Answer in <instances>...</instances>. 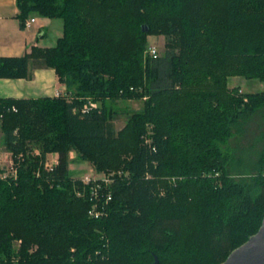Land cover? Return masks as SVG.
Here are the masks:
<instances>
[{
    "label": "trees",
    "instance_id": "1",
    "mask_svg": "<svg viewBox=\"0 0 264 264\" xmlns=\"http://www.w3.org/2000/svg\"><path fill=\"white\" fill-rule=\"evenodd\" d=\"M17 7L22 29L34 14L61 19L63 34L53 47L0 57V79L49 68L67 91L0 98L1 143L11 154L0 167V264H221L259 231L264 154L256 175L237 180L224 148L264 112V92L229 85L264 82V0ZM149 36L166 38L163 55L148 54ZM134 100L143 108L117 130L113 105ZM74 161L109 179L104 217L89 215L93 186L71 176Z\"/></svg>",
    "mask_w": 264,
    "mask_h": 264
},
{
    "label": "crops",
    "instance_id": "2",
    "mask_svg": "<svg viewBox=\"0 0 264 264\" xmlns=\"http://www.w3.org/2000/svg\"><path fill=\"white\" fill-rule=\"evenodd\" d=\"M18 13L17 0H0V57H19L29 52L33 46L48 47L42 42L51 29H55L59 37L63 34L62 23L41 15H36L37 22L33 27L22 29L17 19ZM66 91L65 84L60 82L55 70L49 68L30 67V77L27 79H0V98H53ZM10 155L3 151L0 143V167L10 162ZM47 158L48 165L54 166L58 161V154H49ZM75 158L76 153L72 152L71 159ZM92 171V167L85 162L74 161L70 164V173L74 178H83Z\"/></svg>",
    "mask_w": 264,
    "mask_h": 264
},
{
    "label": "rangeland",
    "instance_id": "3",
    "mask_svg": "<svg viewBox=\"0 0 264 264\" xmlns=\"http://www.w3.org/2000/svg\"><path fill=\"white\" fill-rule=\"evenodd\" d=\"M63 24L61 19H56ZM60 36V35H59ZM55 29H51L47 37L43 38V44L53 47L57 43L58 37ZM149 47H157L158 55H163L166 50V38L164 36H149ZM230 87H239L244 93L264 92V82L258 79H247L241 77L230 78ZM120 110V116L115 121L116 129L123 128L128 120V113L141 110L144 106L143 100L119 101L113 105ZM263 111L255 113L238 131L234 130V135L226 144L224 150L231 158V174L239 180L240 172L252 173L256 175L259 160L264 154V115ZM2 131L0 128V143ZM2 146V143H1ZM3 151H6L2 146ZM11 161V156H10ZM8 165V164H7ZM74 175V173H72ZM90 174V173H89ZM76 176V174L74 175Z\"/></svg>",
    "mask_w": 264,
    "mask_h": 264
},
{
    "label": "built area",
    "instance_id": "4",
    "mask_svg": "<svg viewBox=\"0 0 264 264\" xmlns=\"http://www.w3.org/2000/svg\"><path fill=\"white\" fill-rule=\"evenodd\" d=\"M37 22V16L36 15H31L26 21H25V29H30L35 25ZM148 54L151 57H157L158 56V49L157 47H149ZM60 93L57 94L59 96ZM95 105L93 103L86 104L84 106V112L88 111L91 107H94ZM51 167V166H50ZM83 181L85 183H92L93 186V191H92V200L94 201L93 206L91 210L89 211V215L93 218L99 219L101 217H104L106 215V206L105 204L109 203L111 200V197L108 196L107 199L105 198V203L102 204V198L100 191L102 189V183L105 182L106 184L109 182V179L105 175H100V174H95L92 173L90 175H86L83 178Z\"/></svg>",
    "mask_w": 264,
    "mask_h": 264
},
{
    "label": "water",
    "instance_id": "5",
    "mask_svg": "<svg viewBox=\"0 0 264 264\" xmlns=\"http://www.w3.org/2000/svg\"><path fill=\"white\" fill-rule=\"evenodd\" d=\"M154 264H159L157 257ZM221 264H264V220L259 231L235 249Z\"/></svg>",
    "mask_w": 264,
    "mask_h": 264
}]
</instances>
